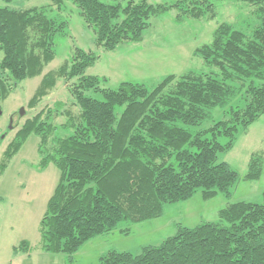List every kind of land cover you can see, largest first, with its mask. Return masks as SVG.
<instances>
[{
	"label": "trees",
	"instance_id": "trees-1",
	"mask_svg": "<svg viewBox=\"0 0 264 264\" xmlns=\"http://www.w3.org/2000/svg\"><path fill=\"white\" fill-rule=\"evenodd\" d=\"M49 1V6L25 9L0 6V102L19 83L41 76L55 58L57 37L67 36V22L52 18L51 7L61 10L67 2L73 4L93 30L95 46L108 52L141 43L150 20L171 10L177 24L215 18L207 0L171 5ZM236 1L255 8L258 25L247 34L220 24L211 42L193 52L204 71L169 75L152 88L122 82L111 90L102 87L105 79L86 75L99 57L75 48L70 60L42 76L28 109L37 108L59 80L69 84L70 100L45 106L25 120L2 153L0 177L35 135L36 169L42 172L52 164L59 171L39 222L44 252L64 254L72 264V256L91 240L123 223L160 218L166 205L187 201L198 191L206 201L218 193L231 198L240 176L220 156L264 116V0ZM218 109L223 116L214 120ZM59 118L64 122L57 124ZM206 122L211 125L201 128ZM263 167V153L252 154L243 180H260ZM218 217L219 222L193 229L177 226L173 236L142 247L137 255L110 250L99 264H264V191L260 204H228ZM29 248L22 241L13 252L27 254Z\"/></svg>",
	"mask_w": 264,
	"mask_h": 264
},
{
	"label": "rangeland",
	"instance_id": "rangeland-1",
	"mask_svg": "<svg viewBox=\"0 0 264 264\" xmlns=\"http://www.w3.org/2000/svg\"><path fill=\"white\" fill-rule=\"evenodd\" d=\"M127 1L121 3L124 5ZM148 1L151 4L171 5L176 0ZM207 1L212 4L215 12L213 20L186 19L177 24L174 21L176 11L171 10L150 20V27L145 31L141 43L124 44L112 52L95 46L93 30L87 27L73 4L67 2L61 10L51 7L52 18L67 22V36L57 37L55 58L44 68L41 76L19 83L14 93L0 102V138L4 137L0 144V158L25 120L32 118L45 106L70 100L69 84L59 80L37 108H27V102L42 76L70 60L75 48L99 57L94 66L86 70V75L105 79L103 88L115 90L122 82L141 83L152 88L166 76H179L190 70H206L202 60L194 57L193 52L211 42L213 31L220 24H230L247 34L258 25L254 16L255 8L248 4L236 0ZM45 5L49 6L50 1L0 0L1 7L14 9ZM75 82L73 80L71 83ZM89 95L102 100L99 94ZM222 116L219 109L214 111V120ZM63 122V118L57 120V124ZM209 125L211 123L206 122L201 128ZM37 143L38 138L30 135L0 177V264H67L66 255L49 254L41 249L39 222L58 183L59 171L50 164L44 171L38 172ZM254 153H263L264 156V116L249 127L247 134L237 136L230 152L220 156V161L226 162L240 176V181L232 189L231 198L218 193L215 198L206 201L198 191L187 201L166 205L160 218L139 224H120L119 230L129 229L127 235L116 230L91 240L72 256V264H99V258L110 250L137 255L142 247L157 246L173 236L177 226L193 229L202 223L219 222L218 213L228 204H260L264 191V167L260 180H243L250 156ZM22 241L29 243V252L14 254L13 249Z\"/></svg>",
	"mask_w": 264,
	"mask_h": 264
},
{
	"label": "water",
	"instance_id": "water-1",
	"mask_svg": "<svg viewBox=\"0 0 264 264\" xmlns=\"http://www.w3.org/2000/svg\"><path fill=\"white\" fill-rule=\"evenodd\" d=\"M22 114V110L20 111V115Z\"/></svg>",
	"mask_w": 264,
	"mask_h": 264
}]
</instances>
